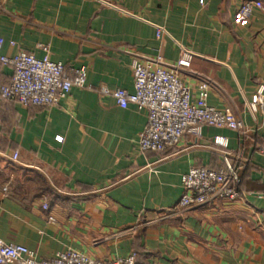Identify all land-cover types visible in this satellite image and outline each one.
Instances as JSON below:
<instances>
[{
  "label": "crops",
  "instance_id": "crops-1",
  "mask_svg": "<svg viewBox=\"0 0 264 264\" xmlns=\"http://www.w3.org/2000/svg\"><path fill=\"white\" fill-rule=\"evenodd\" d=\"M246 1L254 0H0L4 54H49L70 74L85 69L92 86L49 108L0 99V238L38 259L71 249L135 254L137 264H264V10L240 20ZM185 52L190 66L177 71L193 101L211 79L207 104L230 109L247 134L204 125L199 139L186 133L165 153L143 152L147 111L99 90L134 92V54L167 68L156 59L174 65ZM11 80L1 66L0 86ZM218 136L229 161L243 164L238 197L177 210L191 168L225 165Z\"/></svg>",
  "mask_w": 264,
  "mask_h": 264
},
{
  "label": "built area",
  "instance_id": "built-area-1",
  "mask_svg": "<svg viewBox=\"0 0 264 264\" xmlns=\"http://www.w3.org/2000/svg\"><path fill=\"white\" fill-rule=\"evenodd\" d=\"M255 8L264 10L262 0L246 1L237 8L240 20L251 17ZM163 27L157 28V37L164 34ZM4 39L0 36V67L12 69V80L0 86V99L4 101L19 100L24 106L53 107L68 97L73 87L91 89L86 79L85 69L70 74L61 62H54L49 54L37 58L33 54L20 51L10 56L3 53ZM15 45V42H11ZM47 49V48H46ZM192 54L184 56L174 65L164 63L160 58L155 62L164 67H150L137 54H134L132 71L134 92L122 88L101 87L99 93L112 97L123 109L135 105L140 111H147V124L141 131L139 146L143 152L165 153L177 146L186 133L196 139L203 136V126L229 128L245 136L247 130L242 119L230 109L218 110L207 104L208 93L214 86L211 79H203L199 85L197 101H193L191 87L181 78L178 66H190ZM148 62L149 59H148ZM259 101H264V86L259 91ZM256 108L255 104L251 105ZM214 145L224 158L225 165L219 169L191 168L184 176L182 186L184 193L176 205L177 210L200 207L211 201L234 200L239 195L242 182L243 164L229 161L228 140L215 137ZM215 150V151H216ZM264 156V145L258 149ZM15 152L11 159L18 161ZM0 264H137L135 254L127 258L96 259L75 250L60 251L51 259H38L24 245L7 243L0 238Z\"/></svg>",
  "mask_w": 264,
  "mask_h": 264
}]
</instances>
